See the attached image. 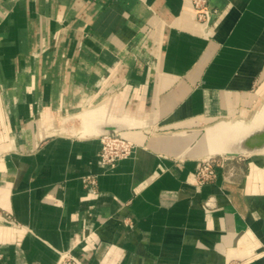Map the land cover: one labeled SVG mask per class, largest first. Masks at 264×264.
Instances as JSON below:
<instances>
[{
    "label": "crops",
    "instance_id": "crops-1",
    "mask_svg": "<svg viewBox=\"0 0 264 264\" xmlns=\"http://www.w3.org/2000/svg\"><path fill=\"white\" fill-rule=\"evenodd\" d=\"M209 5L206 29L191 0H0V264H264V153L200 186L191 152L264 130V0ZM111 129L138 146L113 169Z\"/></svg>",
    "mask_w": 264,
    "mask_h": 264
},
{
    "label": "built area",
    "instance_id": "built-area-1",
    "mask_svg": "<svg viewBox=\"0 0 264 264\" xmlns=\"http://www.w3.org/2000/svg\"><path fill=\"white\" fill-rule=\"evenodd\" d=\"M198 21L207 28L211 27L215 20L221 15V11L211 8L209 0H191ZM101 151L99 155L102 166L113 169L118 163L127 160L134 156L138 146L129 138H125L122 134L115 136H105L101 138ZM219 162L216 159L203 160L197 170L196 180L198 185L203 186L211 183L216 178V167H219ZM83 184L87 190L96 192L98 185L97 177L88 175L83 177ZM257 255L254 258L264 262V247L257 250ZM59 264H83L77 257L70 253L60 255Z\"/></svg>",
    "mask_w": 264,
    "mask_h": 264
},
{
    "label": "water",
    "instance_id": "water-1",
    "mask_svg": "<svg viewBox=\"0 0 264 264\" xmlns=\"http://www.w3.org/2000/svg\"><path fill=\"white\" fill-rule=\"evenodd\" d=\"M237 124L244 125L243 123H222L200 132L192 144V154L202 155L201 159H212L239 158L264 153V130L257 125L236 128ZM119 134L117 130L111 129L100 130L97 135L102 138Z\"/></svg>",
    "mask_w": 264,
    "mask_h": 264
},
{
    "label": "rangeland",
    "instance_id": "rangeland-1",
    "mask_svg": "<svg viewBox=\"0 0 264 264\" xmlns=\"http://www.w3.org/2000/svg\"><path fill=\"white\" fill-rule=\"evenodd\" d=\"M124 136V135H123ZM125 138H128V137H126V136H124Z\"/></svg>",
    "mask_w": 264,
    "mask_h": 264
}]
</instances>
